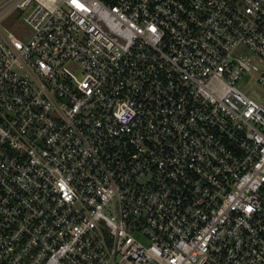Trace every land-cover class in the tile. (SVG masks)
Returning <instances> with one entry per match:
<instances>
[{
    "label": "built area",
    "instance_id": "obj_1",
    "mask_svg": "<svg viewBox=\"0 0 264 264\" xmlns=\"http://www.w3.org/2000/svg\"><path fill=\"white\" fill-rule=\"evenodd\" d=\"M77 2L0 0V264H264V0Z\"/></svg>",
    "mask_w": 264,
    "mask_h": 264
},
{
    "label": "rangeland",
    "instance_id": "obj_2",
    "mask_svg": "<svg viewBox=\"0 0 264 264\" xmlns=\"http://www.w3.org/2000/svg\"><path fill=\"white\" fill-rule=\"evenodd\" d=\"M5 27L9 29L16 37L26 41L31 35V29L17 17L13 22H7ZM241 53L247 54L246 50H242ZM238 88H246L250 91V98L256 102H264V88L258 81V75L256 73L244 74L242 79L237 84Z\"/></svg>",
    "mask_w": 264,
    "mask_h": 264
},
{
    "label": "snow or ice",
    "instance_id": "obj_3",
    "mask_svg": "<svg viewBox=\"0 0 264 264\" xmlns=\"http://www.w3.org/2000/svg\"><path fill=\"white\" fill-rule=\"evenodd\" d=\"M73 3H76V4H77V7H80V8H83V7H84V5H83V4H79V3L77 2V0H73Z\"/></svg>",
    "mask_w": 264,
    "mask_h": 264
}]
</instances>
